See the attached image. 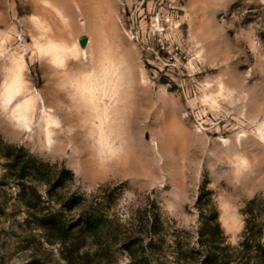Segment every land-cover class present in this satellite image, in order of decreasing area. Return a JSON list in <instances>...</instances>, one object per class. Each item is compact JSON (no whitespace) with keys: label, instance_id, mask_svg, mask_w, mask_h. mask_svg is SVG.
Returning <instances> with one entry per match:
<instances>
[{"label":"rangeland","instance_id":"obj_1","mask_svg":"<svg viewBox=\"0 0 264 264\" xmlns=\"http://www.w3.org/2000/svg\"><path fill=\"white\" fill-rule=\"evenodd\" d=\"M8 146L54 178L72 171L61 196L97 194L115 228L148 230V244H48L5 173ZM209 191L235 245L242 209L264 196V0H0V264H144L146 245L152 264H177Z\"/></svg>","mask_w":264,"mask_h":264},{"label":"trees","instance_id":"obj_2","mask_svg":"<svg viewBox=\"0 0 264 264\" xmlns=\"http://www.w3.org/2000/svg\"><path fill=\"white\" fill-rule=\"evenodd\" d=\"M17 153L12 147H7L5 173L17 175L15 177L20 201L28 211L26 221L44 232L48 244L69 246L93 242L94 245L101 246L105 242L108 245L119 244L132 255V248L148 244L147 240L151 238L148 230L133 238L119 226L115 228L104 209L97 207V194H74L69 198L61 196L59 190L63 187L64 177H69L70 180L75 178L72 171L65 170L62 173L64 175L54 178L49 165L39 163L31 156L25 161L21 160V150ZM28 175L32 178H27ZM40 185L45 187L44 191L40 189ZM53 194L59 197L56 202L65 199L64 210L52 209ZM211 194L210 191L207 193L208 198L204 202L201 197L198 201L200 225L197 239L193 242L189 240L182 246L177 242V264H264V196L257 195L245 204L241 211L244 228L238 242L233 245L225 234L220 212ZM74 210L78 211L77 217L70 218L65 213ZM145 224L148 225V222ZM157 248L149 246L147 249V245L144 246V264H152L151 257ZM103 253V256L108 257L107 250H103ZM84 254L90 256L91 252ZM92 255L100 258L98 252Z\"/></svg>","mask_w":264,"mask_h":264},{"label":"bare ground","instance_id":"obj_3","mask_svg":"<svg viewBox=\"0 0 264 264\" xmlns=\"http://www.w3.org/2000/svg\"><path fill=\"white\" fill-rule=\"evenodd\" d=\"M99 53L100 52L96 53L95 56H97ZM103 60H105V58H103L102 61ZM102 61H99V63H101ZM89 65H92L91 62H89ZM85 67L86 68L84 70H89V68L87 66H85ZM61 79H62L61 76H58L56 78V83L60 82ZM143 104H144V116H146L150 113L151 109H154V104L150 98L145 99ZM120 106H123V104H120ZM82 107L80 105V109H78V111L80 113L84 114L85 111ZM155 111H156V113L159 112L157 107L155 108ZM126 115H127V113L124 111L123 107L120 108L119 110H116V111L112 109L111 112L109 114H107L104 118V121H103L104 129H106L108 132H111L110 129H113L114 123H118V124L124 123V121L126 120ZM78 117H80V114L77 116V118ZM59 131H60V129H59ZM60 137H62V135H57L55 133L54 136H52L54 141H52L51 138L49 139L50 142L52 141L51 146L53 147L55 152H62L66 149V142L67 141L60 140Z\"/></svg>","mask_w":264,"mask_h":264},{"label":"water","instance_id":"obj_4","mask_svg":"<svg viewBox=\"0 0 264 264\" xmlns=\"http://www.w3.org/2000/svg\"><path fill=\"white\" fill-rule=\"evenodd\" d=\"M80 44L83 48H85L88 44V38H83L81 41H80Z\"/></svg>","mask_w":264,"mask_h":264},{"label":"built area","instance_id":"obj_5","mask_svg":"<svg viewBox=\"0 0 264 264\" xmlns=\"http://www.w3.org/2000/svg\"><path fill=\"white\" fill-rule=\"evenodd\" d=\"M170 20V18L169 17H167V21H169Z\"/></svg>","mask_w":264,"mask_h":264}]
</instances>
